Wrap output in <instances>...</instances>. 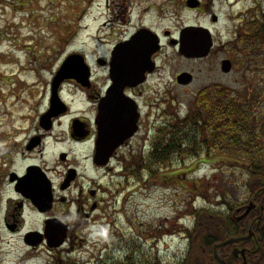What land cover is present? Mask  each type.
<instances>
[{"label": "rangeland", "instance_id": "1", "mask_svg": "<svg viewBox=\"0 0 264 264\" xmlns=\"http://www.w3.org/2000/svg\"><path fill=\"white\" fill-rule=\"evenodd\" d=\"M201 1L195 8L188 6L186 0H0V199L12 193L7 171H20L36 159L21 155L25 139L46 106L51 79L72 52L86 56L95 84L101 89L106 84L108 69L97 63L98 58L109 59L115 44L130 37L143 24L151 27L159 34L162 49L157 56L159 68L143 88L149 94L154 89L166 92L167 119L172 121L174 111L182 114L193 107L205 86H231L240 98L249 94L252 81L264 86V32L259 28L264 23V0ZM214 13L217 21L212 20ZM188 24L210 28L214 52L202 58H188L179 53L178 46L170 40L178 38L180 30ZM225 55L234 62L229 73L220 70L219 61ZM183 70L194 74L188 85L177 81V74ZM62 94L71 99L73 108L85 109L87 115L92 113L91 104L84 100L74 82L66 83ZM72 114L60 120L55 133L65 129ZM148 140H134L135 159L141 148L149 149ZM64 148H70L68 141L57 142L51 137L45 158L54 177L65 168L59 158ZM88 150L84 146L73 148L76 156ZM203 158L200 154L182 163L175 161L157 177L146 174L143 181L133 175V186L129 187L131 200L126 206L114 208L109 203L103 218L88 229L91 233L86 246H77L71 253L61 248V257L71 256L83 264H93L102 254V258L108 252L117 256L111 245L123 236L130 242H141L148 254H159L162 264H176L189 240L172 229L182 221L179 216L186 223L193 222L191 215H183L185 209L193 206L216 209V205L222 204L220 193L224 191L231 190L229 199L245 197L238 162L215 152L206 157L207 161ZM84 164L88 171L86 159H82L81 165ZM106 170H101L105 189L110 187V179L118 180L109 177ZM3 209L1 202L0 214ZM26 209L20 230L10 232L0 222V264L53 262L46 245L30 248L25 243V232L43 222L42 215ZM58 209L71 214L74 205Z\"/></svg>", "mask_w": 264, "mask_h": 264}, {"label": "flooded vegetation", "instance_id": "2", "mask_svg": "<svg viewBox=\"0 0 264 264\" xmlns=\"http://www.w3.org/2000/svg\"><path fill=\"white\" fill-rule=\"evenodd\" d=\"M161 49L162 43L160 50L156 51L152 56L155 61L154 70L152 73L149 72L148 76L155 73L159 68L157 56L160 54ZM212 51L213 48L210 50L209 55ZM224 57L231 58L229 55ZM224 57L220 59L219 65ZM111 61V57L107 60L105 59L104 66L108 69V77L106 84L101 89H98L95 84L93 71L84 82L70 78L60 85V89H63L66 83L74 82L76 84L78 89L82 91L84 100L91 104L89 107L92 113L89 115L86 114L85 109L73 108L71 99L65 98L61 93L60 97L66 102L65 110L54 116L52 125L46 127L40 122V117L42 113L50 109L51 100L50 94L48 95L46 106L41 111L38 121L34 123L33 131L28 133L24 143V150H22L23 154L21 153L25 157L36 159L29 162L20 171H7L8 184L11 186L12 193L0 199V204L2 202L4 208L0 214V222L10 232L18 231L23 225L26 208H30L37 214L42 215V225L34 229L43 232L47 219L61 218L68 225L66 240L60 248H47L52 254V259L59 260L60 263L63 261L60 254L62 249L71 253L74 252L77 246H86L89 240L88 235L91 233L88 229L103 218L102 215L107 213L109 203L114 208H122L131 200L132 192H129V187L132 188L133 186V176L125 170V167L128 166V162H131V157H133L132 160L136 157L133 153L134 140L139 138L140 140H145L146 138L147 141L149 138L148 142H152L158 128L167 121V94L160 89H154L150 91L152 95L150 97L149 92L143 88L148 78L137 85H126L123 89V96L120 98L108 95L109 87L113 83L110 76ZM128 100L136 104V110L139 114L138 128L113 151L107 165H99L94 158L98 137L106 127L117 124L122 129L125 127L128 111L123 108V104ZM109 103L113 105H109ZM71 113L73 114L69 118L65 129L55 133L56 127L61 123L60 120ZM51 137L57 142L66 140L70 146L69 149L64 148L59 152V158L61 163L65 164V168L58 173V177L52 175V168L45 158ZM82 146L88 147L89 150L83 155L76 156L73 148ZM140 151L144 150L141 148ZM82 159L88 161V171L86 164L81 165ZM31 164L42 167L46 174L45 179L52 186L53 200L50 209H39L31 196L27 194L29 185L37 184L39 181L36 178L29 177L28 166ZM102 169H108L106 170L108 176L118 179L119 182H117L118 180L110 179L111 185L105 189L101 181ZM22 188L26 189V191L23 192ZM263 188L264 186L261 189L263 190ZM68 204L74 205V210L71 214L67 211H63L64 213L59 211L58 207H64ZM248 206L249 204L242 203V206L233 213L234 218L241 220V227L236 234L230 236L238 237L239 239L230 243L229 247L220 254L227 264H250V262L255 260V256L264 255V197L259 202H255L249 213L244 214ZM241 214L242 218H239ZM43 245L46 244L42 243L38 247ZM234 248L244 251H237L238 255H235ZM209 264L221 263L212 254Z\"/></svg>", "mask_w": 264, "mask_h": 264}, {"label": "trees", "instance_id": "3", "mask_svg": "<svg viewBox=\"0 0 264 264\" xmlns=\"http://www.w3.org/2000/svg\"><path fill=\"white\" fill-rule=\"evenodd\" d=\"M259 28L264 32L263 23ZM255 62L259 63L257 59ZM257 83L252 81L249 94L242 98L231 86H205L196 96L193 107L184 115L174 111V121L168 118L158 128L149 151H140L134 164L126 168L128 173L143 181L146 174L157 177L175 161L182 163L200 154L204 156L203 161H207L206 157L213 152L227 155L242 167L243 199H229V190L220 193L223 200L216 209L193 206L183 211V215L192 216L193 222L186 223L182 216V221L172 229L189 240L176 264H209L214 244L236 234L241 227V220L232 217V212L250 198L259 202L264 197V188L261 189L264 186V86ZM111 247L118 255L108 252L104 259L99 258L94 264H162L159 254H148L138 240L130 242L122 236L113 240ZM228 247H220V253ZM51 264L83 263L68 256L61 263ZM250 264H264V255L255 256Z\"/></svg>", "mask_w": 264, "mask_h": 264}, {"label": "water", "instance_id": "4", "mask_svg": "<svg viewBox=\"0 0 264 264\" xmlns=\"http://www.w3.org/2000/svg\"><path fill=\"white\" fill-rule=\"evenodd\" d=\"M198 3V0H187L189 6H196ZM214 18L216 19V17ZM175 42H180V51L186 56H204L209 53L213 39L208 28L201 25H189L182 29L180 40ZM159 46L157 33L146 27L139 29L130 39L117 43L112 51L110 76L113 83L109 87L108 95L110 97L120 98L123 96V89L126 85H137L145 81L147 72L154 70L155 62L152 59V55L159 49ZM100 61L104 63V61ZM231 67L232 61L230 59L227 58L222 61V69L224 71H229ZM89 75L90 68L82 54L72 53L66 57L52 81L51 107L41 117V123L43 125H46V127L48 125L49 127L52 124V117L64 110V103L58 93L61 82L70 77L84 82L89 78ZM191 80L192 74L187 71L182 72L178 76L180 83H189ZM125 102L123 108H126L128 111L125 127L122 129L118 124L106 127L98 137L97 150L94 157L95 162L98 164H106L113 151L125 138L130 137L138 128L137 121L139 114L136 110V104L131 100ZM109 105L113 104L109 103ZM28 168L29 177L36 178L39 181L37 184L29 185L27 194L31 196L39 209H50L53 194L50 182L45 179L46 174L39 165H31ZM22 191L25 192L26 189L22 188ZM253 206L254 203L251 202L247 212ZM67 231L68 225L60 218H49L46 220L45 233H41L38 230L29 231L25 235V241L28 244L37 245L45 236L50 247H58L64 243ZM234 239L228 238L215 244L214 256L221 264L227 263L218 254V247L226 245ZM237 251L243 252L244 250L235 248V255H238Z\"/></svg>", "mask_w": 264, "mask_h": 264}, {"label": "bare ground", "instance_id": "5", "mask_svg": "<svg viewBox=\"0 0 264 264\" xmlns=\"http://www.w3.org/2000/svg\"><path fill=\"white\" fill-rule=\"evenodd\" d=\"M14 92H16V90H14Z\"/></svg>", "mask_w": 264, "mask_h": 264}]
</instances>
